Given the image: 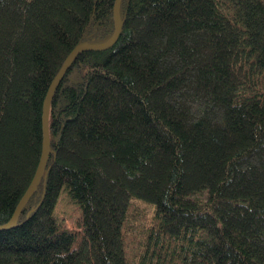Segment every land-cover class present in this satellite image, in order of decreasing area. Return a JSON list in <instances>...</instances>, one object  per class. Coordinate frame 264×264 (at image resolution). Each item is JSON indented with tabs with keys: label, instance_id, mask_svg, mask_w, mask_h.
<instances>
[{
	"label": "trees",
	"instance_id": "obj_1",
	"mask_svg": "<svg viewBox=\"0 0 264 264\" xmlns=\"http://www.w3.org/2000/svg\"><path fill=\"white\" fill-rule=\"evenodd\" d=\"M115 0H0V225L48 90ZM76 54L0 264H264V0H121ZM62 191L77 230L54 215Z\"/></svg>",
	"mask_w": 264,
	"mask_h": 264
},
{
	"label": "water",
	"instance_id": "obj_2",
	"mask_svg": "<svg viewBox=\"0 0 264 264\" xmlns=\"http://www.w3.org/2000/svg\"><path fill=\"white\" fill-rule=\"evenodd\" d=\"M120 1L121 0H115L114 5H113L114 32H113L111 38L108 39L106 42L101 43V44H80L79 46H77L74 49V51L71 53V55L68 57V59L66 60L64 66L61 68V70L58 72V74L54 78V80H53V82H52V84L48 90V93L44 99V102H43V110H42V116H41L43 137H42V148H41L42 150H41V157H40L39 165L37 167V170L34 174V177L31 180L25 194L23 195V197L21 198V200L18 204V206H17V208L13 214V217L8 222H6L5 224H1L0 230H7V229L14 227V224L17 222V217H18V214H19L22 206L25 204V202H26L27 198L29 197L32 189L38 183L40 176L43 172L45 161H46L48 150H49L48 110H49L50 99L52 97L54 90L56 89L57 85L59 84V82L63 78L70 61L72 60V58L76 54H78L82 51H87V50H104V49H107L117 39L119 32L121 30V20H120V15H119Z\"/></svg>",
	"mask_w": 264,
	"mask_h": 264
},
{
	"label": "rangeland",
	"instance_id": "obj_3",
	"mask_svg": "<svg viewBox=\"0 0 264 264\" xmlns=\"http://www.w3.org/2000/svg\"><path fill=\"white\" fill-rule=\"evenodd\" d=\"M54 215L59 221H63L67 227L77 230V220L80 217V209L68 197L65 191H62L56 203Z\"/></svg>",
	"mask_w": 264,
	"mask_h": 264
}]
</instances>
